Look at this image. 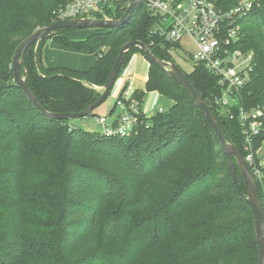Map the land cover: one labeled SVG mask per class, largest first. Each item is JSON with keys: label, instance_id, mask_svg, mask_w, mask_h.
I'll list each match as a JSON object with an SVG mask.
<instances>
[{"label": "trees", "instance_id": "obj_1", "mask_svg": "<svg viewBox=\"0 0 264 264\" xmlns=\"http://www.w3.org/2000/svg\"><path fill=\"white\" fill-rule=\"evenodd\" d=\"M68 0H0V264H258L254 216L236 163V182L217 133L192 96L150 62L147 91L172 105L130 136L106 135L41 111L15 80L21 44L55 22ZM131 0H116L120 19ZM229 10L241 0H210ZM96 18H105L98 14ZM157 17L144 4L126 22L82 40L62 28L33 42L21 73L50 113L84 110L130 40L161 60L171 44L154 32ZM241 47L254 52L251 80L241 90L235 118L213 104L217 77L195 64L185 73L212 110L226 139L243 151L239 106L264 108V0L242 18ZM99 53L87 70L46 66V40ZM129 51L120 74L133 54ZM145 92L134 98L142 105ZM116 111V106L112 113ZM94 111L89 117H96ZM84 118V117H83ZM117 122H115V125ZM264 148V131L257 137ZM264 207V178H255Z\"/></svg>", "mask_w": 264, "mask_h": 264}, {"label": "built area", "instance_id": "obj_2", "mask_svg": "<svg viewBox=\"0 0 264 264\" xmlns=\"http://www.w3.org/2000/svg\"><path fill=\"white\" fill-rule=\"evenodd\" d=\"M115 0H68L54 11V20L96 18L108 14ZM259 0H241L233 8L224 10L210 0H142L147 10L157 17L155 33L171 44L186 39L192 48L195 64L203 66L217 77L221 87L213 104L221 115L235 118L234 107L241 102V90L251 80L254 69V52L241 47L243 40L242 18L246 17ZM131 87L116 101L121 111L117 121L108 115L98 116L97 122L106 135L130 136L140 125L142 105L134 98ZM163 112V108H158ZM243 133V155L248 167L259 180L264 178V148L257 145V137L264 131V108L239 106ZM115 122L117 124L115 125Z\"/></svg>", "mask_w": 264, "mask_h": 264}, {"label": "water", "instance_id": "obj_3", "mask_svg": "<svg viewBox=\"0 0 264 264\" xmlns=\"http://www.w3.org/2000/svg\"><path fill=\"white\" fill-rule=\"evenodd\" d=\"M142 0H131L125 13L120 19L114 18H75V19H65L56 21L50 26L43 28L33 34L31 37L26 39L15 55L13 70L15 74V80L23 88L32 103L38 107L41 111L47 115L54 117L55 119H76L87 117L92 114L99 106H101L111 95L113 87L119 77L123 62L129 51L135 47H139L144 51V55L152 62L156 63L161 69H163L167 75L175 79L194 99L196 106H198L206 115L209 122L212 124L215 132L218 135L220 143L230 161L231 171L236 182V172L235 166L238 164L242 175L245 180L246 187L248 189L247 202L250 205L253 216L255 232L258 244L259 261L258 264H264V207L259 195L258 187L254 176L252 175L248 164L245 161L242 151L233 143H230L225 135L223 134L219 123L217 122L212 110L207 105L201 94L194 88V86L189 81L187 75L181 70V68L174 62V60L166 61L157 58L151 51L148 45L140 40H130L121 49L119 56L117 57L115 64L113 65L105 84L101 87L100 97L84 110L79 112H68V113H50L43 108V106L38 102L30 87L27 84L26 78L21 73V64L24 60V56L33 42H39L42 39L48 37L59 29L62 28H72V29H85V28H115L124 22L135 13V11L141 6Z\"/></svg>", "mask_w": 264, "mask_h": 264}, {"label": "rangeland", "instance_id": "obj_4", "mask_svg": "<svg viewBox=\"0 0 264 264\" xmlns=\"http://www.w3.org/2000/svg\"><path fill=\"white\" fill-rule=\"evenodd\" d=\"M116 1V0H115ZM116 3L111 7V12L115 13ZM108 28L94 27V28H85V29H75L69 32V36L75 40H82L86 38L89 33L92 31H106ZM41 30V29H39ZM38 30V31H39ZM55 44L54 47H51L52 44ZM59 44L55 43L52 39L46 40L43 47V57L45 62L49 64L48 66H63L78 70H87L91 67L92 62L97 60L99 53H89L86 51H72L64 49L58 46ZM57 47V48H55ZM192 48L186 45V39L181 42L180 46L172 47L169 50V53L174 60V62L181 68L185 73H191L194 69L195 62L191 58ZM66 52V53H65ZM101 90V87H98ZM115 104V99L113 96H109L108 99L97 108L96 112H99L96 117H84L72 119L71 123L76 124L78 127H81L86 130H91L93 132L103 133L102 126L97 122L96 118L102 116L100 111L104 108L105 105L110 108ZM108 115V113L106 114Z\"/></svg>", "mask_w": 264, "mask_h": 264}, {"label": "crops", "instance_id": "obj_5", "mask_svg": "<svg viewBox=\"0 0 264 264\" xmlns=\"http://www.w3.org/2000/svg\"><path fill=\"white\" fill-rule=\"evenodd\" d=\"M94 32H97V31H94ZM94 32L91 31L89 35ZM66 36L70 38L69 33H66ZM54 46L55 44L53 43L51 47H54ZM58 46L64 49L71 50L62 45H58ZM95 62L96 60L92 62L93 64H91V66L94 65ZM44 63L46 66L49 65L45 62V58H44ZM149 69H150L149 59L143 53L137 52L133 54L129 62L127 63V65L123 68L122 73L119 74V77L111 92V95L115 99V104L111 108L105 105L104 108H102V110L100 111L101 113H104L102 115H106L108 113L109 121L118 120V116L121 111L117 107L114 113H112V110L116 106L117 99L119 97L124 96L126 91H128L129 87H131L132 89L130 90L131 92H128L129 95L131 93L132 95H134L136 91L145 92L143 100H142V111H143V114L146 115L147 118L152 117L157 112L158 108H163L164 110L168 109L173 104L171 100L167 99L164 95H162L157 90H152V91L146 90V85H147V81L149 78ZM96 113L97 115H100L98 114L99 112H96Z\"/></svg>", "mask_w": 264, "mask_h": 264}]
</instances>
